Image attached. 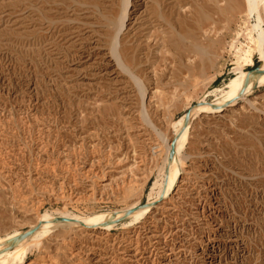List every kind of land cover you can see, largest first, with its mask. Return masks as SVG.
I'll return each instance as SVG.
<instances>
[{
    "label": "rangeland",
    "instance_id": "1",
    "mask_svg": "<svg viewBox=\"0 0 264 264\" xmlns=\"http://www.w3.org/2000/svg\"><path fill=\"white\" fill-rule=\"evenodd\" d=\"M242 1L128 0L118 28L123 0H0V254L67 212L113 224L55 222L20 264H264V81L200 112L263 63ZM189 109L172 190L116 220L157 195L152 147Z\"/></svg>",
    "mask_w": 264,
    "mask_h": 264
},
{
    "label": "bare ground",
    "instance_id": "2",
    "mask_svg": "<svg viewBox=\"0 0 264 264\" xmlns=\"http://www.w3.org/2000/svg\"><path fill=\"white\" fill-rule=\"evenodd\" d=\"M127 2H128V0H123V2H122L121 15L117 21V27L118 28L123 23V19H124V16L126 14ZM242 2L243 3L241 5V12L244 13L243 14L244 23H245V28L247 30L246 38L248 39L247 41H249V46H248V49L245 51V56L248 58V60L250 62H252L250 59V56L253 52L256 53L258 56V59L260 61H263L262 64L259 63V65H258L260 70H262V73L251 75L249 73L245 74V73L241 72L240 75L236 79H234L232 82H230L226 86L225 90L222 89L223 91H222L221 96L215 98V107L213 109H207L205 107L204 109L200 110V112H205V113L217 112L221 108H224V107L230 105L232 100L234 99V97L236 95L242 94L244 91L250 89L253 82L256 83L259 81L262 83V81H264V28H262V25H264V0H243ZM253 15L255 17V20L253 23L250 22V24H249V20H250L251 16H253ZM117 46H118V40H117V36H115L112 40V47H111L112 50L111 51H112V54L116 57L117 62L119 64H121V60L119 58L120 56H119V52H118L119 50L117 49ZM234 70H240V67H235ZM194 114H195V112L190 114V109H189V118L186 121H185V119H183L182 124L178 129L174 130L172 128V130H174V133L172 135L171 141H172V139H175V144H174V153L170 159L168 158V155H169L171 141H170V143H167L166 141H164L165 142L164 146H160V147L159 146L158 147L153 146L152 147V150L157 151V154L160 155L161 158H163V160H164V165L159 170V173H162V171L164 172V170L166 171V176H165V178H163L165 180V182H162V184H159V190L157 192V195L155 197H153L152 200L147 201V205H145L143 207H140L137 204H134V205L127 207L126 209H124L122 211L116 212L114 214L116 220H117V218H119L123 215L124 211H126L130 208H136L130 214L132 219L133 220H139L142 216H144L149 211V204L154 202V199L159 198L160 196L162 197L164 195L167 196V194L172 190V187L174 186V184L177 180V175L180 172L179 167H178V163L181 160L182 155L180 152H181V149L183 148V145L185 143L186 132H187V128H188V127H186L185 124L188 120H190V119H192V117H194L193 116ZM175 124L176 123L174 122V124H173L174 127H175ZM180 164H181V162H180ZM156 185H158L157 181L154 183V186H156ZM57 217L69 218L72 221L63 222V223H66L69 225H77V226L79 225V226L84 227V228L85 227L88 228V227H92V226H99L101 229L105 230L112 223V221H109L107 219L109 217L107 215H97V216L93 217L91 220H89V219H85L82 217L74 216V215L69 214L67 212H60V214ZM55 218L52 217L50 214H47L46 216L41 217L40 219H37L36 224H38V223L40 224L39 227L37 228V230H35L27 238H24L22 240H14L13 243H15V245L18 248L16 254L14 255L13 258L11 256V254H0V264H6L7 262L9 263V261L14 262V263L18 262V264H20L21 259H22V255H21L22 252H24V250L27 247H29L30 245L35 244L38 246L40 244V241L37 240V236H38L40 229L46 228V227L52 228L55 225V222H54ZM34 226H32V227H34ZM11 238H13V237H11ZM11 238H7L4 241H7ZM7 256H9V259H6Z\"/></svg>",
    "mask_w": 264,
    "mask_h": 264
},
{
    "label": "water",
    "instance_id": "3",
    "mask_svg": "<svg viewBox=\"0 0 264 264\" xmlns=\"http://www.w3.org/2000/svg\"><path fill=\"white\" fill-rule=\"evenodd\" d=\"M249 74L251 75H255V74H260L262 73V70H260L259 66L257 65L254 69L248 71ZM189 118V110H187L184 114V119L185 121ZM174 144H175V139H172L171 141V145H170V150H169V155L168 158L170 159L174 153ZM136 208H130L128 210L125 211V215H129L131 214ZM72 221L69 218L66 217H56L54 219V222H70ZM39 223L37 225H35L34 227H31L29 229H27L26 231L20 233L19 235L13 237L11 240H22L24 238L29 237L35 230H37V228L39 227Z\"/></svg>",
    "mask_w": 264,
    "mask_h": 264
}]
</instances>
